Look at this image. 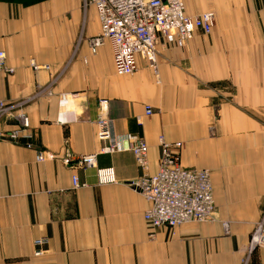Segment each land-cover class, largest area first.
Returning <instances> with one entry per match:
<instances>
[{
  "label": "crops",
  "instance_id": "obj_1",
  "mask_svg": "<svg viewBox=\"0 0 264 264\" xmlns=\"http://www.w3.org/2000/svg\"><path fill=\"white\" fill-rule=\"evenodd\" d=\"M184 4L214 11L212 33L197 29L184 47L161 40L156 69L139 58L119 75L110 43L92 51L100 22L87 0H0L12 69L0 71V264H264V247L249 250L264 213V0ZM100 99L117 134L145 138L149 173L162 139L184 143V166L210 172L217 218L154 227L130 184L143 174L131 151L81 164L105 143ZM17 129L32 146L7 138Z\"/></svg>",
  "mask_w": 264,
  "mask_h": 264
},
{
  "label": "built area",
  "instance_id": "obj_2",
  "mask_svg": "<svg viewBox=\"0 0 264 264\" xmlns=\"http://www.w3.org/2000/svg\"><path fill=\"white\" fill-rule=\"evenodd\" d=\"M98 14L100 31L89 39L92 51L109 40L113 49V60L117 74L126 75L138 70L139 58L148 62L156 60L157 44L165 40L171 44L184 45L200 29L211 33L215 20L214 11H205L195 17L184 13L182 0H87ZM199 30V31H200ZM11 68L4 66V52L0 51V71ZM68 100L67 94L61 96V104ZM102 115L98 118V134L105 141L98 152L79 158L84 167H94L99 154H113L121 150L131 151L137 163L143 169V175L130 184L154 203V208L146 213V218L155 226L166 224L176 226L188 220H207L213 217V201L209 191L208 174L197 169H187L180 165V153L170 148V144L161 141L163 147L159 169L156 174L148 172V145L144 137L134 134H117L113 120L105 113L108 100L100 99ZM9 108L0 98V118ZM146 114L153 113L147 107ZM68 114V113H66ZM67 116V115H66ZM68 117V116H67ZM62 120H67L65 117ZM23 130H12L10 138L18 142L20 138H32V134ZM2 133H0V138ZM28 146H32L29 142ZM176 148L180 144L176 143ZM38 159L46 158L39 152ZM73 184L80 187L83 183L77 174L73 175ZM209 195H206V191ZM170 196L181 200L177 205ZM161 211L160 215L157 210ZM264 224L254 232L252 239L263 235ZM45 239L35 240L38 247L44 245Z\"/></svg>",
  "mask_w": 264,
  "mask_h": 264
},
{
  "label": "bare ground",
  "instance_id": "obj_3",
  "mask_svg": "<svg viewBox=\"0 0 264 264\" xmlns=\"http://www.w3.org/2000/svg\"><path fill=\"white\" fill-rule=\"evenodd\" d=\"M183 1V4H184V0H182ZM207 11H211V10H207ZM205 12V11H204ZM184 13H185V15L186 16H188V17H195L196 15H189L187 12H186V10H185V4H184ZM202 13V12H201ZM200 13V14H201ZM197 15H199V14H197ZM99 18V17H98ZM100 22V21H99ZM214 24H215V20H214ZM214 24H213V26H212V30H213V27H214ZM197 30V29H196ZM198 30H200V29H198ZM206 34V33H205ZM192 39V38H191ZM106 43H110L111 44V42L109 41V40H106L105 41V43L104 44H106ZM188 43V41L184 44V45H182V46H180V45H177L176 44V46H178V47H184L186 44ZM111 48H112V44H111ZM0 51H2V52H4L3 50H1L0 49ZM112 51H113V49H112ZM154 64H155V69H156V60L153 62ZM4 66L5 67H8L7 66V64H6V55H5V52H4ZM3 71V70H2ZM1 98V97H0ZM148 107V106H147ZM146 107V108H147ZM149 107H151V108H153L152 106H149ZM163 140V139H162ZM161 140V141H162ZM147 143V142H146ZM148 145V144H147ZM148 152H149V147H148ZM45 159V158H44ZM44 159H41V160H44ZM38 160H40V159H38ZM195 169H197V171H205L207 174H208V182H209V191H210V193H211V198H212V201H213V204L215 205V198H214V192H213V185H212V180H211V175H210V172H209V170H207V169H205V168H195ZM148 172H149V158H148ZM158 172V171H157ZM157 172H155V173H150V174H156ZM206 191V190H205ZM143 195V194H142ZM206 195H209V193H208V191H206ZM145 198H146V200L149 202V207L146 209V211H145V213H144V217H145V219L149 222V224H151L152 226H154L147 218H146V213L147 212H149V211H151L153 208H154V203L151 201V200H148L147 199V197L145 196V195H143ZM170 199H172V200H174L175 202L174 203H176L177 205H179L178 203L181 201V200H179L177 197H172V196H170ZM157 212L160 214V215H163L162 213H161V211L159 210V208H158V210H157ZM215 219V216H214V212H213V217L211 218V219H207V220H188V221H185V222H183L182 224H178V225H176V226H173V227H178V226H181V225H184V224H187V223H191V222H206V221H210V220H214ZM261 223L262 224H264V222L262 221V222H260L257 226H256V228H255V230L253 231V232H255L260 226H261ZM155 227V226H154ZM162 227V226H161ZM256 247H264V233H263V235H258V236H256V238H253L252 239V237L250 238V242H249V250L252 252V250H254Z\"/></svg>",
  "mask_w": 264,
  "mask_h": 264
},
{
  "label": "rangeland",
  "instance_id": "obj_4",
  "mask_svg": "<svg viewBox=\"0 0 264 264\" xmlns=\"http://www.w3.org/2000/svg\"><path fill=\"white\" fill-rule=\"evenodd\" d=\"M215 25V24H214ZM201 31V30H200ZM213 31V30H212ZM212 33V32H211ZM211 33H206V34H211ZM194 37V36H193ZM10 133L11 132H9L8 133V135H7V138H9L10 140H13V139H11L10 138ZM135 134V133H134ZM141 136V135H140ZM20 139H22V138H20ZM166 143H168V144H170V148H172L174 151L175 150H177L178 151V153H180V165L182 166V167H184V168H187V169H195V167H186V166H184V164L182 163V148L184 147V143L183 142H181V141H175V142H169V141H165ZM179 143L180 144V148L179 149H177L176 148V143ZM162 150H163V147H162V145H161V154H160V159H161V155H162ZM159 159V160H160ZM139 165V164H138ZM140 166V165H139ZM141 167V166H140ZM158 167H159V165H158ZM142 168V167H141ZM211 171V170H210ZM143 175V174H142ZM141 175V176H142ZM140 176V177H141ZM212 210H213V212H214V216H215V218H217L218 217V215H217V212H218V210H217V204L216 205H213V208H212ZM234 214H236V212H233ZM239 214V213H238ZM260 220L261 221H264V213H263V215L261 216V218H260ZM260 221V222H261ZM166 226H168V227H173V226H171V225H168V224H166ZM253 234H254V232L251 234V237L253 236ZM37 239H39V238H37ZM42 239H45L46 240V242H45V244L48 242V240L46 239V238H44V237H42ZM42 248H43V245L42 246H40V247H38V249H40V252H42Z\"/></svg>",
  "mask_w": 264,
  "mask_h": 264
},
{
  "label": "trees",
  "instance_id": "obj_5",
  "mask_svg": "<svg viewBox=\"0 0 264 264\" xmlns=\"http://www.w3.org/2000/svg\"><path fill=\"white\" fill-rule=\"evenodd\" d=\"M18 142L27 145L30 141L22 138V139H19Z\"/></svg>",
  "mask_w": 264,
  "mask_h": 264
}]
</instances>
